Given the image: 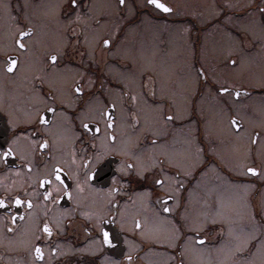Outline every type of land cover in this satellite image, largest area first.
Wrapping results in <instances>:
<instances>
[{"label":"flooded vegetation","instance_id":"af4514ba","mask_svg":"<svg viewBox=\"0 0 264 264\" xmlns=\"http://www.w3.org/2000/svg\"><path fill=\"white\" fill-rule=\"evenodd\" d=\"M90 1L77 0L73 5L71 0H58L59 13L53 15L52 0H0V264H214L222 258L231 262L244 258L261 235L256 233L229 254L237 243L236 238L227 240L233 222L212 219L218 199L210 190L216 159L210 130L204 126V108H198L196 96L202 94L203 85L217 93L225 85L203 77L197 65V45L206 37L209 23L178 14V6L167 0L163 1L170 11L149 3L161 13L149 14L150 19L143 21L140 12L145 6L129 0L135 14L113 29L111 37L99 38L97 45L104 47H89L84 11ZM255 4L264 27V0ZM126 10L121 4L118 15L128 16ZM92 22L97 25L100 18ZM148 22L157 24V29L160 23L173 27L190 39L191 67L198 68L202 77L194 78L196 91L189 96L163 89L165 84L185 86V78L158 79L139 64V58L117 61L118 39L128 38L127 32L143 36ZM133 24L137 29L126 32V26L131 29ZM160 34L159 47L170 44L167 40L175 31ZM232 34L256 44L248 31ZM12 60L17 63L11 65ZM111 65L130 74L143 70L138 83L145 104H160V130L147 126L143 107L137 98L133 100L131 80L118 78ZM239 84L228 86L247 89L238 93V101L264 93V80L262 89L244 81ZM220 93L234 96L232 89ZM109 121H114L111 128ZM109 134L115 136L114 142ZM256 136L257 132L254 143ZM9 148L12 151L5 156ZM57 166L63 169L62 184L52 174ZM221 169L229 170L222 165ZM40 180L51 183L41 185ZM46 191L51 192L47 199ZM258 195L256 189L251 196L255 202ZM17 198L21 203H15ZM252 214L255 222L260 207H254ZM234 226L233 231L241 234L252 225ZM104 232L109 234L108 244Z\"/></svg>","mask_w":264,"mask_h":264},{"label":"rangeland","instance_id":"374dc122","mask_svg":"<svg viewBox=\"0 0 264 264\" xmlns=\"http://www.w3.org/2000/svg\"><path fill=\"white\" fill-rule=\"evenodd\" d=\"M137 1L145 6V10L140 12L144 16L143 21L150 19L149 14L154 16L161 13L159 9L150 6L149 0L148 2L147 0ZM167 1L178 6V14L194 15L198 22L209 23L210 32L208 31L206 37L200 39V43L197 45V65L201 67L203 77L217 80L220 86H238L244 81L248 86L263 88L264 27L259 22L262 12L256 6L255 0ZM132 2L134 1L132 0ZM52 3L53 15H58L59 2L52 0ZM90 4V6H85L84 11L87 33L85 44L89 47L103 46L100 42L97 45L99 38L111 37L113 29L116 30L130 14H135L129 0H125L122 4L127 7L125 14L128 16L125 15L126 17L118 15V8L121 5L119 0H91ZM174 14L172 13V15ZM96 18H100L97 25L92 22ZM56 20H58L57 25L62 26V22L58 18ZM131 26L133 27L131 29L128 28L130 26H126V32L127 29L136 30L138 27L137 24ZM156 27L157 24L152 25L148 22L141 30L143 36L139 33L127 32L128 38H125V35L123 38H119L114 50L117 53V61L118 57L122 60L129 58L132 62H137L136 58H139V64L151 69L158 79L169 81L173 78L178 79L179 82L180 79L185 78V86L176 88L175 84H165L163 89L165 93L168 91L175 95L189 96L196 91L191 84L194 78L199 80L202 77L198 68L192 69L191 67L190 56L192 57L193 51L191 41L180 36L173 27H167L162 23H160V29ZM167 30L175 31L174 37L167 40L170 44L167 43L159 47L160 33ZM240 30L248 31L256 44L252 46L251 41L253 40L247 37L240 39L232 34V32ZM232 58L234 60L231 64L228 60ZM236 61L239 63L237 64ZM110 67L115 69L118 78L126 81L131 80L130 88L137 98L138 104L144 109V120H146L147 126L160 130V115L157 112L160 104H145L144 93L138 83L139 74L143 70H136L130 74L120 70L121 67L113 65ZM177 68L181 72L176 71ZM171 87L174 88L173 92ZM200 89L202 94L200 96L196 94V100L198 108L200 110L204 108V126L210 130L212 151L216 159V162H212L211 165L212 185L210 190L217 193L218 199L214 204L216 206H213L212 219L233 222L227 240L229 237L236 238L237 243L235 247L229 249V254L242 248L244 242L256 233L261 235L259 243L257 242L255 248L244 258H238L234 262L222 258L221 261L214 264H264V130H254L264 128V93L253 94L243 99L244 101H238L232 96V93H217L211 86L203 85ZM176 90L179 92L175 93ZM222 96L224 98H221ZM231 116L240 118L245 128L239 131L234 130ZM257 131H260V134H258V138L256 136L257 141L255 140L256 143H254V133ZM200 157L199 154L198 158ZM221 165L226 170L229 169V173L221 172ZM251 165L259 169L260 176L254 178V174L247 171V166ZM256 189L259 190V198L255 202L256 198L253 200L251 196L256 192ZM254 207H260L259 218H256L255 222L252 217ZM243 223L252 226L249 230H243L241 234L233 231V229H237L234 225L240 226Z\"/></svg>","mask_w":264,"mask_h":264},{"label":"snow or ice","instance_id":"6c2138e0","mask_svg":"<svg viewBox=\"0 0 264 264\" xmlns=\"http://www.w3.org/2000/svg\"><path fill=\"white\" fill-rule=\"evenodd\" d=\"M119 2H120V4H124L125 0H119ZM71 3H72L73 5H76V4H77V0H71ZM149 3H150V4H154V5H156L158 8H161V9H163L164 11H170V9L167 8V6H166L165 4L160 3L159 0H149ZM20 35L23 36V35H25V33L21 32ZM17 43H20V42L17 41ZM108 43H109L108 40H105V41H104V44H105V45H107ZM20 46H21V47H24L23 44H20ZM51 59H52L53 61H55V60L57 59V57H56V56H52ZM16 63H17L16 60H12V61H11V65H15ZM9 70H11V69H9ZM81 91H82V89L79 87V85H77L76 88H75V92L79 93V92H81ZM220 91H221V92H227L228 89L221 88ZM133 100H135V97H133ZM48 111H52V109H48ZM171 118H172L171 116L168 117V119H171ZM232 123L236 124L235 119H233ZM113 125H114V121H109V122H108V127H109V128L113 127ZM83 127H84V128H88L89 125H88V124H84ZM237 127H239L238 124H237ZM97 131H99L98 128H97ZM109 138H110L113 142L115 141V136H112L111 134H109ZM46 143H47V142L42 143V144L40 145V147H41V148H45V147H46ZM11 151H12L11 148H9V150L6 151V152L4 153V155H5V156L9 155V153H10ZM100 159H101V157L98 155V156H97V160H100ZM87 163H89V161H85V164H87ZM127 167H128V168H131L132 165H127ZM62 171H63V169H61V168H59V166H57V168L53 169V173H52V174H54V176H55V180L58 181V182H60L61 184L63 183V181L61 180V172H62ZM247 171H248L249 173H254V172H256L257 170H256L255 168H248ZM89 178H90V177H89ZM39 183H40L41 185H44L45 183H51V180H40ZM157 183H160V182L157 181ZM77 188L80 189V185H79V184H77ZM81 190H82V189H81ZM69 195H70V194H69ZM50 196H51V192L46 191V192L44 193V197H45V199H47V198L50 197ZM15 203H16V204L21 203L20 199L17 198V199L15 200ZM29 205L31 206V202H30V201H29ZM136 227H137V228L141 227V225H140L139 222L136 223ZM44 230H45L46 232L48 231L47 226H45V229H44ZM103 236H104V243H105V244H108V243L110 242V241H109V238H108V237H109V234H108L107 232H104ZM201 242H202V241H201ZM35 251H36V253H37L38 256L42 254V253H41V249H40L39 246H36ZM53 251H54V250H53ZM129 259H131V258L129 257Z\"/></svg>","mask_w":264,"mask_h":264},{"label":"water","instance_id":"95a60500","mask_svg":"<svg viewBox=\"0 0 264 264\" xmlns=\"http://www.w3.org/2000/svg\"><path fill=\"white\" fill-rule=\"evenodd\" d=\"M159 2L165 4L162 0H159ZM152 5H154V4H152ZM154 6H156V5H154ZM156 7H157V6H156ZM157 8H158V7H157ZM225 89H226V88H225ZM239 91H240V90H238V89H236V90L234 91V93H235L236 96H238V95H237V92H239ZM233 119H235V121H236V124L233 123L234 127H235V128H238V127H237V124H238V125L241 124L240 120L237 119V118H235V117L232 118V121H233Z\"/></svg>","mask_w":264,"mask_h":264}]
</instances>
